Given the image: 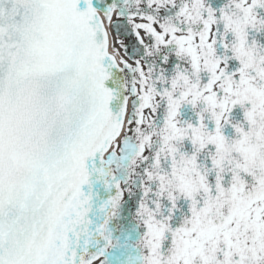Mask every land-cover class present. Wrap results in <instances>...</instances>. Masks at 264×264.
Here are the masks:
<instances>
[{
  "label": "snow or ice",
  "instance_id": "6c2138e0",
  "mask_svg": "<svg viewBox=\"0 0 264 264\" xmlns=\"http://www.w3.org/2000/svg\"><path fill=\"white\" fill-rule=\"evenodd\" d=\"M0 264H264V0H0Z\"/></svg>",
  "mask_w": 264,
  "mask_h": 264
}]
</instances>
